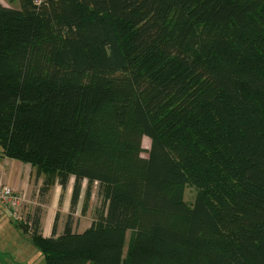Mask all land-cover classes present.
<instances>
[{"label": "trees", "instance_id": "trees-1", "mask_svg": "<svg viewBox=\"0 0 264 264\" xmlns=\"http://www.w3.org/2000/svg\"><path fill=\"white\" fill-rule=\"evenodd\" d=\"M17 2H0L2 157L42 192L75 180L60 235L59 213L50 238L39 208L19 223L47 264H264V0Z\"/></svg>", "mask_w": 264, "mask_h": 264}, {"label": "crops", "instance_id": "crops-1", "mask_svg": "<svg viewBox=\"0 0 264 264\" xmlns=\"http://www.w3.org/2000/svg\"><path fill=\"white\" fill-rule=\"evenodd\" d=\"M0 180L18 193H26V203L20 212V219H16L12 211L5 205L0 204V264L1 259L8 257H18L24 259L26 251L31 248L33 241L19 227V223H25L28 216L33 214L35 209L42 211L41 231L45 238H50L53 233L56 216L60 218L56 224L57 235L64 230V223L60 219L67 217L70 213L71 200L74 188V178L65 192L56 182L52 187L42 192L43 178H38L30 165L19 161L10 160L2 157L0 147ZM85 183L83 184V189ZM42 192V193H41ZM86 217H81L75 227V232L83 233L91 227L94 213ZM78 214V210L76 212ZM79 226V227H78Z\"/></svg>", "mask_w": 264, "mask_h": 264}, {"label": "rangeland", "instance_id": "rangeland-1", "mask_svg": "<svg viewBox=\"0 0 264 264\" xmlns=\"http://www.w3.org/2000/svg\"><path fill=\"white\" fill-rule=\"evenodd\" d=\"M0 2L6 7H18L17 0H0ZM142 144H143V149H144V153L142 157L147 158L148 151L151 147V141L149 138H144ZM85 187H86V184H85ZM196 195H197V191L194 187L189 186V185L185 187V200L188 204H193V202L196 199ZM84 204H85V198L82 197L80 205L78 207V214L77 213L75 214V220L77 222L79 221L81 217H84V218L86 217V220H87L89 216L91 217L90 211H92L91 213L93 214L94 210L100 205V201L97 196L96 185H95L93 197L89 202L88 210L85 215L82 214ZM60 220L63 223L66 220V218L63 217ZM129 237H130V232H128L127 234V243H128ZM126 250H127V247H126ZM25 254H26V257H24V259H20L18 257L3 258L1 259V261H3L2 264H47L44 255L34 243L31 244V248H29Z\"/></svg>", "mask_w": 264, "mask_h": 264}, {"label": "built area", "instance_id": "built-area-1", "mask_svg": "<svg viewBox=\"0 0 264 264\" xmlns=\"http://www.w3.org/2000/svg\"><path fill=\"white\" fill-rule=\"evenodd\" d=\"M40 2V0H38ZM26 193H18L0 180V204L7 206L16 219H20V212L26 203Z\"/></svg>", "mask_w": 264, "mask_h": 264}]
</instances>
